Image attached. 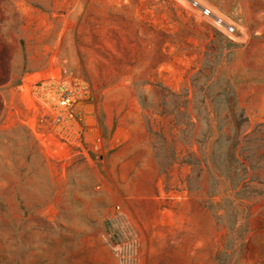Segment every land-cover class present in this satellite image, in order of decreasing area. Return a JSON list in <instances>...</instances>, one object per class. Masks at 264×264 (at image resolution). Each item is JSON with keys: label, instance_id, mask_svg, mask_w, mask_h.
Wrapping results in <instances>:
<instances>
[{"label": "rangeland", "instance_id": "374dc122", "mask_svg": "<svg viewBox=\"0 0 264 264\" xmlns=\"http://www.w3.org/2000/svg\"><path fill=\"white\" fill-rule=\"evenodd\" d=\"M190 1L0 0V264H264V0H206L232 37ZM51 76L103 154L38 132Z\"/></svg>", "mask_w": 264, "mask_h": 264}, {"label": "built area", "instance_id": "2783aa9c", "mask_svg": "<svg viewBox=\"0 0 264 264\" xmlns=\"http://www.w3.org/2000/svg\"><path fill=\"white\" fill-rule=\"evenodd\" d=\"M190 7L199 10L228 36L241 27L230 16L206 0H191ZM28 97L40 112L38 132L60 151H78L84 156L103 154L105 136L97 114L91 84L78 76L61 79L57 76L29 81ZM42 128V129H41Z\"/></svg>", "mask_w": 264, "mask_h": 264}]
</instances>
